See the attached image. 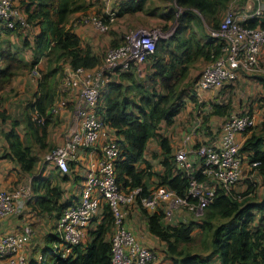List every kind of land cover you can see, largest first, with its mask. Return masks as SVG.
Instances as JSON below:
<instances>
[{
    "label": "trees",
    "instance_id": "1",
    "mask_svg": "<svg viewBox=\"0 0 264 264\" xmlns=\"http://www.w3.org/2000/svg\"><path fill=\"white\" fill-rule=\"evenodd\" d=\"M145 2L146 0H123L119 3L117 14L142 10ZM175 3L182 8L180 14L182 26L178 29L177 35L168 42L165 41L166 39H159L154 52L147 57V59L152 60L151 65L155 68L154 74L152 73L150 77H162L161 84H167L169 77L174 74L177 65L174 60L179 57V55L176 57L169 51V44L174 42L176 49L183 48L180 54L183 61L190 58L192 54L213 60L223 51L225 46V42L210 35V31L219 28L223 17L221 15L228 7L229 0H175ZM14 6L24 14L27 24L23 25L17 22L13 28H2L29 30L33 26H39V32L34 37L32 47L35 54L32 64H35L38 56L45 50L50 56V61L62 59V73L65 62H68L72 67L83 66L88 68L100 64L101 58L92 53L89 48L80 46L78 35L70 27H66L70 15L84 7L80 0H20L17 5L15 0ZM194 12L200 13L211 21L208 26L209 29L206 31L207 40L203 43H200L194 36L183 37L181 33L190 27L185 18ZM161 16L166 19L178 17L174 9L167 13H161ZM245 22L250 26L264 27V12L262 16L253 17ZM24 43L29 44V40L25 39ZM116 44L117 42L112 45ZM167 55L170 56V59L164 63V56L166 58ZM21 63L14 56L10 57L5 68L0 69V86L12 78L14 66ZM34 64L31 66L32 68L35 67ZM59 68V64L53 68H48L44 77L47 78L48 74L53 76L57 71H60ZM180 68L181 72L185 69L182 66ZM130 71L131 69L116 72L120 73L122 78L130 80L131 84L128 90L134 89L139 94L138 102L129 99L127 96L120 97L124 89L122 84L109 80L104 90L105 103L100 106L99 111L106 124L113 127L118 136H123L122 139H116L121 148L120 156L115 162L117 181L123 187L141 186L142 193L146 194L148 191L143 176L155 173L151 169V164L144 159L146 143L155 134L161 120L167 123L172 122L178 105L173 100L176 92L173 87L167 86L168 91L162 93L156 89L155 79L149 77L152 84H147L148 82L145 81L137 82L134 80V76L129 73ZM150 79L149 81H151ZM38 86V93L29 103L30 112L25 114L24 119L26 127L31 131L41 130V140L46 134L47 125L52 121L49 118L51 115L46 116L45 114L47 108L54 101L57 87L53 83L47 82L46 79H39ZM192 98L194 101L196 100L194 95ZM212 108L215 113L228 112L230 102L225 105H212ZM34 110L37 111L39 117L44 116L43 121H38L32 117L31 113ZM204 110L208 112L207 109ZM0 116L5 117L2 111H0ZM207 117L208 113L204 114L203 124H205ZM3 135L8 144V154L19 161L22 170H32L35 159L31 155L30 147L22 143L19 134L13 129L5 131ZM160 142L166 155L162 159L164 171L160 175L158 184H166L182 195L187 190V177L178 170L179 168L173 173V169L177 167L173 161L174 155L170 153L169 143L166 138H161ZM258 143L259 139L251 136L245 141L240 151L252 148L254 152L250 156L251 162L255 168L264 172V149H260ZM140 161L145 162L143 168L136 166ZM202 177L199 174V178ZM252 190L253 186L249 183L247 191L251 192ZM33 194L32 201L35 199L40 209L47 212L57 210L59 214L64 207L70 204L59 202V191L55 186L50 187L45 193ZM245 194L236 193L234 190L226 193L223 189L217 188L212 200L204 208L200 222L190 221L180 222L176 225H164L162 222L164 215L160 210L148 213L143 209L147 215L148 230L165 243V251L171 258V264H212L213 254H217L220 260L219 264H264V229L261 227L254 229L250 226L252 221L250 209L254 204L245 202ZM221 219H226V221L216 223L217 220ZM112 223L113 215L108 205H105L103 217L96 226L93 238L84 248L81 247V243L77 244L73 248L74 255L63 258L53 253L52 261L44 258L43 262L38 264H111L110 235ZM196 225L200 228L198 230L200 235L203 234L205 237V240L203 238L201 241L203 244L206 242V236H208V244L211 246V253L209 254L204 255L198 251L190 250L187 245L193 240ZM54 240V233L46 236L49 246L43 250L44 257L45 254H52L51 243ZM31 262L29 260L30 264H34V261Z\"/></svg>",
    "mask_w": 264,
    "mask_h": 264
},
{
    "label": "built area",
    "instance_id": "2",
    "mask_svg": "<svg viewBox=\"0 0 264 264\" xmlns=\"http://www.w3.org/2000/svg\"><path fill=\"white\" fill-rule=\"evenodd\" d=\"M123 0H116L121 3ZM256 7L246 9L242 14L229 12L222 17L218 29L211 35L225 42L223 51L198 76L194 83L197 90L210 89L225 82L235 81L241 72L249 73L255 69L264 48V27L250 26L246 22L260 17L264 11V0H254ZM15 0H0V27L13 28L17 22L26 25L24 14L14 6ZM115 14V12H113ZM113 15H94L79 13V21L91 24L96 30L108 29ZM163 35L157 29L130 30L116 45L110 46L102 61L95 67H72L63 64V87L49 108L46 116H53L65 107L68 99L62 92L75 91V110L72 131L64 144L54 148L47 156L62 172L70 170L78 160L79 148H96L101 128L106 124L100 113V99L105 87L116 71L135 70L144 73V63L154 52L156 44ZM37 66L33 71L37 72ZM32 117L43 121L37 111ZM50 118V117H49ZM191 122L187 128L183 145L176 151L174 159L188 180L187 190L178 194L166 184L147 187L142 193L141 186L123 187L116 179L115 162L120 156V144L116 139L104 141L99 145V158L88 170L79 199L64 207L58 214L51 243V252L65 258L74 255V246L83 241L90 223L96 218L101 207L108 205L113 215L111 241V264H151L154 251L146 242L139 239L125 223L128 207L137 204L147 212L160 210L164 217H171L176 211L184 210L201 214L212 200L217 188L226 193L233 190L241 173L242 153L235 135L255 124L248 111L228 117L221 127V143L199 142L188 147L186 142L201 126ZM195 155V158L191 154ZM199 174L203 177L200 179ZM33 200L23 186L11 191L0 185V220L9 215H19L27 203ZM34 228L25 222L17 232L0 235V258L6 264H30L25 245L31 239Z\"/></svg>",
    "mask_w": 264,
    "mask_h": 264
},
{
    "label": "crops",
    "instance_id": "3",
    "mask_svg": "<svg viewBox=\"0 0 264 264\" xmlns=\"http://www.w3.org/2000/svg\"><path fill=\"white\" fill-rule=\"evenodd\" d=\"M16 1L19 2L20 0ZM241 3L244 4L243 8L246 9H250L251 6L252 8L256 7L254 0H241ZM77 12L72 14H76ZM161 18L164 20H169L162 16ZM186 19L188 20L190 27H187L185 31L183 30V32H181L183 37L194 36L200 41V43L205 42L207 40L208 34L204 29L202 30L203 26L201 27V23L199 20H197V17L193 16V13H191L185 18V20ZM69 21L70 17L66 23V27H70L71 30L78 35L80 46L83 48L88 47L83 42L90 39L84 26H82V24H75L74 27H71ZM193 22H196L199 30L196 28V25L193 24ZM85 24L91 25L89 23ZM38 32L39 26L37 25L31 27L29 30H8L0 27V69L5 68L6 63L11 56H14L16 59L22 62L20 65L16 64L14 66V68H16L14 75L19 68H26L29 65L32 66L34 64H32V62L35 59V54L32 47L34 44V37ZM198 32L202 33L198 34ZM2 35L8 36L10 39H14V41L3 38ZM119 38L120 34L117 36L115 35L114 42ZM25 39L29 40V44L24 43ZM174 45V42L169 44L168 49L171 53L176 55V57L177 55H179V57L174 60V62H177V65L174 69V74L169 77L167 84H161V79H163L162 77H150V75L152 73L154 74L155 71V68H153L151 65L152 60L150 59H147L146 61V64L148 63V68H146L143 73L145 78L142 75H139L135 70H131L129 72L134 76V80L137 82L145 81L148 82L147 84H152L151 79H155V87L162 93H166L168 91L167 86L173 87L174 91H176L173 100L174 103L178 105V110L174 115L172 122L167 123L166 121L161 120L157 126L155 134L151 136L146 143L144 159L151 164V169L155 172L153 175L143 176V181L148 188L160 181V175L164 171L162 159L166 154L161 146V138L167 139L170 146V153L175 155L176 151L184 144L183 141L187 132V128L192 122L191 115H194V110L197 108V106L202 105L200 104L201 101H205L204 104L208 106V117L205 120V124H203L200 129L194 131L189 140H187L186 144L188 147H193L199 142H211L215 145H219L221 143L222 137L221 127L225 119L232 115L240 114L243 111H248L253 115L255 124L249 129L237 132L235 138L239 143L240 148H242L247 139H249L251 136H255L257 139H259L258 147L260 149H264V80H262L264 77H257L259 79L258 80L240 73L235 81L236 83L234 81L233 83L225 82L210 89H193L192 84L190 83L192 76L191 70L194 68H192V66L202 61L205 62V58L203 56L192 54L190 58L183 61V57H180L183 48L176 49ZM22 47L23 50L25 49L24 54L28 56V59L25 57H23V59L19 56L22 52ZM90 51L93 53L91 49ZM32 54L34 58H32ZM261 57V59L264 60V48L261 51ZM169 59V55H167L166 58L164 56V63ZM61 63L62 59L58 61H50V56L47 54V50H45L38 56L34 65L40 69L41 80H47V78L49 79L52 77L51 74H48L47 78L44 77L48 68H53L57 64ZM181 66L185 67L183 72H181ZM59 75L60 71H57L53 75L55 81L59 78ZM12 79L13 78H11L6 83H3V85L0 86V91L7 87ZM34 79H36L37 82L35 81V91H33V96L38 93L39 78L35 77ZM149 79L151 81H149ZM55 81H53L54 85H56ZM110 81H115L122 84L124 89L123 94L120 97L127 96L129 99L138 102L139 94H137L134 89L130 91L128 90V87L131 84L128 78H122L120 73L116 72L111 75ZM192 95L195 96V101L193 100ZM228 102H230V108L228 109V112H213L212 105H225ZM104 103L105 95L103 94L100 99V105H103ZM2 108L4 107L2 106ZM26 108L29 109L28 107ZM5 113L7 114L6 110ZM26 113L27 112H25V114ZM23 117L25 118V115ZM23 117L20 118L22 119ZM20 118H15V120H13L15 121V124H13V121L12 123L8 122V116H5L4 118L0 116V122H6V124H8V126H5L4 129L0 131V185L7 189L10 188L11 190L13 187L17 186L20 181H23V178L27 179L29 177L33 191L36 195L45 193L50 187H57L59 191V202L72 203L77 201L84 186L85 177L88 170L91 168V165L96 163L99 158L98 146L106 140L123 138V136H118L116 134L113 127L105 124L100 130L96 148H79L78 160L76 163L71 166L69 171L62 172L54 164L47 162L44 160V158H42L43 151L41 150H45L50 143L61 140L60 135H64L65 132H59L57 129H53V121H50L46 127L45 136L40 140V136L42 134L41 130L36 132L31 131L26 127L25 119L23 118L22 121ZM60 121L63 122L60 124V129L66 130V124H69L68 112L66 110L61 112ZM10 129H13L19 134L24 145H28L30 147L31 155L35 159L32 170H22L19 161L8 154V144L4 138V135L2 134V131L5 132ZM253 152L254 150L252 148L241 150V173L239 180L234 184L233 190L236 193H246L244 195V199H246L245 202H252L254 204V206L250 209V213L252 214L250 226L254 229L257 227L264 229V172L259 171L253 166L250 158ZM191 156L195 158L193 153ZM173 161L175 162V167H177L173 169L174 173L176 169L179 168V163L176 162L175 159H173ZM136 166L138 168H143L145 166V162L140 161L136 164ZM249 183H251L253 186V190L251 192L247 191ZM148 213L152 212L148 211ZM102 217L103 207L99 209L95 220L92 221L87 227L83 241L81 242L82 248H84L92 240L96 226L101 221ZM186 217L187 215L184 217L181 212H177L171 215L169 218L163 217L162 222L164 225H176L180 222L190 221L200 222V220L196 221V219L193 218L191 220H186ZM57 218V210H52L50 212L41 210L38 206V203L34 199V201L27 203L21 214L9 215L6 218L0 220V235L17 232L25 222H31L34 227V233L31 239L25 245V252L28 256V259L30 261H34V264L43 262L44 258L52 261L53 258L51 259L50 257L54 254L48 253L45 254L44 257L43 250L49 246V242L46 241V236L53 233ZM125 223L126 226L132 230V232L135 233L139 239L149 243L152 249H156L159 246L161 247V260L158 261L156 260L158 257L156 259L154 257L151 264H171V258L165 251V243L157 236L149 232L147 225V215L140 206L137 204H131L128 207ZM197 230H200L198 226ZM209 246L210 245L208 244V247ZM219 262L220 260L218 259L217 254H213L212 264H219ZM0 264H6V259L1 258Z\"/></svg>",
    "mask_w": 264,
    "mask_h": 264
},
{
    "label": "rangeland",
    "instance_id": "4",
    "mask_svg": "<svg viewBox=\"0 0 264 264\" xmlns=\"http://www.w3.org/2000/svg\"><path fill=\"white\" fill-rule=\"evenodd\" d=\"M80 1L83 3L84 7L81 10H79L76 14H72L70 16L69 24L71 27H74L75 24H82V26H84V28L87 31V35L90 37V39L88 41H83V42L86 44V46H88L86 48L91 49L93 53H96L101 58L100 62L102 61L105 51L110 46H112V44H114L115 42L117 43L120 42L124 34H126L130 30L157 29L163 35L161 39H166L165 41L168 42L171 38L177 35L178 29L182 26V22L180 20V14L182 12V8L176 5L175 0H146L142 10H139L136 12L135 11L125 12L124 14L120 16H118L117 14L119 10V4L116 3V0H80ZM16 5H17V1H16ZM243 5L244 4L241 3V0H229L228 7L225 9V11L222 13L221 16L225 17L227 13L229 12L242 14L246 10V8H243ZM173 9L175 10V13L178 15L177 18L175 17L174 19H169V20H164L161 18V13L162 14L167 13L169 10H173ZM250 9H252V6ZM113 12H115V14H113ZM20 13L22 12L20 11ZM79 13L104 15V16L106 14L113 15V19L109 21L108 29L104 32H101V31L96 30L93 26L87 25L79 21ZM193 16L197 17V20H199V22L201 23V27L203 26L202 30L204 29L205 31H207L209 29L208 26L211 23L209 18L202 16L198 12H194ZM193 24L196 25V22H193ZM196 28L199 30L197 25H196ZM200 33L202 32H198V34ZM119 34H120V38L114 42L115 35L117 36ZM2 37L10 39L8 36H5V35H2ZM10 40L14 41V39L12 38ZM5 49H6V46H5ZM21 50L22 52L20 53L19 56L22 58L25 57L26 59H28V56L24 54L25 49L23 50V47H22ZM32 58H34L33 54H32ZM261 58L255 69L249 71V73H246V72H241V73L246 76H250L256 79H258L257 77H264V60ZM211 61L212 60L205 58V62L202 61L192 66V68L193 67L194 68L191 70L192 76L190 79L191 81L190 83L193 85L192 86L193 89H194L193 83H195L198 76L202 73V71L205 68H207V66L211 63ZM59 67H60L59 68L60 75L56 81L54 80V76H52L49 79L47 78V82H50V83H53V81L56 82L55 86L57 87V89H59V87H63V73L61 71V64H59ZM143 68L144 70L148 68V63L146 64L145 62V66H143ZM32 69L33 68L31 67V65H29L26 68H19L16 74L12 77L13 78L12 81L7 85V87H5L2 91H0V111H2L6 117L8 116V122L12 123V121L15 120V118L23 117L25 115V112L27 113L30 112L31 108L29 107V103L32 102L34 98L33 91H35L34 88H35L36 79L34 78L36 77V78L41 79L40 69L36 67L37 72H34ZM143 77L145 78V76ZM262 80H264V78ZM57 89H56V94H58ZM74 92L75 91L72 90L70 91L69 94H67V92H62L60 90L59 93H62L63 96H65L68 99V103L65 107L60 109L58 113L53 114V116H50V120L53 121L52 128L57 129L59 132H65L64 135H60L61 140H58L56 142L52 141L53 143H50L45 150H41L43 151L42 158H44L45 161L50 162L52 164H54L53 161L47 160L48 154H50L54 148L59 147V146H64V144L66 143L72 131L73 116H74V110H75V100H76ZM55 97L57 99L59 98L56 95ZM55 97H54V100L56 99ZM204 103L205 101H201L200 104L202 105L197 106V108H195L194 110V115L193 114L191 115V121L193 122H199L197 120L198 118L202 120L200 123L201 126H199L198 129H200L203 126L204 114L208 113L207 111L204 110V109L208 110V106ZM1 105L5 109L2 108ZM26 107H28L29 109H27ZM5 110L7 111V114L5 113ZM63 110H66L68 112L69 124H66L67 125L66 130L60 129V124L63 123L62 121H60V114ZM23 118L22 119L20 118V119L23 121ZM0 126H1L0 127V131H1L2 129H4L5 126H8V124H6V122H0ZM3 133L4 131H2V134ZM71 166L72 165H70V168ZM18 186H23V188L30 195L35 193L33 191V187H32L29 177L27 179L23 178V181H20L19 184L15 187H18ZM15 187H13L12 189H14ZM5 190L11 191L10 188L8 189L5 188ZM30 202H32V200ZM177 212L178 213L181 212L184 215V217L185 215H187V217L185 218L186 220L187 219L191 220L193 218V219H196V221H199L203 217V212L201 214H196V213H191V212L184 211V210H178L175 213ZM222 221H226V219L217 220L216 223L222 222ZM31 225L33 227L32 223ZM203 238L205 240L204 235L203 234L200 235V231H198L197 228L195 227V233L193 236V240L187 244L189 249L198 251L199 253L204 254V255L211 253L210 246L208 247V242H209L208 236H206V242L204 244L203 242H201ZM158 248L153 249V251L155 253L154 255L155 259L158 257V259L156 260L159 261L162 258V251H161L160 246ZM52 257L53 255H51L50 258Z\"/></svg>",
    "mask_w": 264,
    "mask_h": 264
}]
</instances>
